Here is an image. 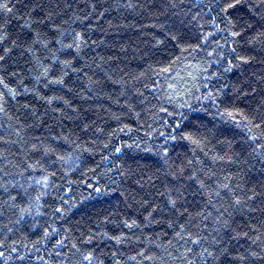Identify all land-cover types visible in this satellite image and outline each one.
Returning <instances> with one entry per match:
<instances>
[{"label":"trees","instance_id":"trees-1","mask_svg":"<svg viewBox=\"0 0 264 264\" xmlns=\"http://www.w3.org/2000/svg\"><path fill=\"white\" fill-rule=\"evenodd\" d=\"M11 2L13 14L0 13V31L8 33L4 47L23 42L24 19L49 45L13 48L0 63V75L16 92L14 99L5 94L0 111V264H78L73 243L94 254L92 264H264V149L248 139L237 114L264 112V41L253 39L264 32V0H241L232 18L243 39L216 30V12L207 8L212 0ZM57 26L86 33L89 42L74 62L80 70L65 69L63 85L45 87L63 67L53 54L61 62L72 58L57 51ZM36 58L50 68L47 77ZM53 96L61 99H41ZM177 123L202 143L172 140ZM165 145L167 164L160 155ZM189 161L206 183L231 176L239 185L240 205L225 197L226 227L205 207L208 197L198 183L188 180ZM176 188L184 199L172 193L174 212L166 201ZM27 208L31 215L22 211ZM55 208L62 211L54 214ZM185 208L191 215L178 219ZM197 213L211 215L205 220ZM192 218L193 238H204L214 260L197 255L201 245L178 240L179 229L169 227ZM89 232L92 242L82 244L81 233Z\"/></svg>","mask_w":264,"mask_h":264},{"label":"snow or ice","instance_id":"snow-or-ice-1","mask_svg":"<svg viewBox=\"0 0 264 264\" xmlns=\"http://www.w3.org/2000/svg\"><path fill=\"white\" fill-rule=\"evenodd\" d=\"M241 4V0H212V3L207 5L208 11L212 12L215 11L216 15L211 17V23L215 26L216 30L219 32H227L228 36H231L233 38H244V30L243 28H240V26L234 22L233 16L235 13L238 11L239 6ZM34 7L39 8V4H35ZM16 8V5L11 2V0H0V13H4L5 15H10L13 14V10ZM28 16H31V13H28ZM51 14H49L50 18ZM21 19H24V17H20ZM196 17H193V20H195ZM219 20V23L217 21ZM6 21L5 23H7ZM33 21L30 19H24V23L21 26L22 28L28 29V34L25 35L24 40L22 43H17V40L13 39L11 40V47H4V44L8 42V33L5 31H0V63H6L10 55L12 54L13 48H23L27 52H31L32 48L34 45H41L44 49H48L49 45V40L48 36L33 28ZM40 23H43L41 21ZM56 35L53 37L55 39V42L59 45V48L57 51L61 53H67L68 56L72 57L71 59H65L64 61H59V57H56L55 54H53L54 58L59 62L62 63L63 67L61 68L60 74L57 79L48 81L45 84V87H48L49 84H58V85H63L65 83L63 77L68 74L65 69H70L73 72L79 71L77 67H75L74 62L79 61L83 59L81 56V53L83 52L84 48L87 47L88 45V39L86 38V33H80L76 32L75 29H72V31L69 33L66 29H61L59 26L56 28ZM211 35V33L209 34ZM172 40H175V36H170L169 37ZM207 37H205V40ZM225 41L227 42V37L224 38ZM254 40H259V41H264V32H260L256 37H253ZM65 41H68L65 43ZM234 43L236 40L234 39ZM251 42V41H249ZM158 44L163 43V41H157ZM233 53H235L236 49L233 47L231 50ZM211 55V53L209 54ZM37 59V63L40 64L42 68V73L41 75L44 77H47L50 68L47 66H44L39 58ZM12 75H15V73H12ZM6 77L3 75H0V86H2L3 91H0V111H3V104L6 103L5 100V94L8 96L12 97L13 99L16 96V92L14 89L9 87V84L5 82ZM71 91V89H69ZM41 99H45L48 101V103H51L53 100H59L61 97L58 96H53V97H41ZM65 103H68L65 101ZM241 116V120L243 123L244 128L247 130L249 133L248 139L251 140L253 143L257 145V147L264 149V112L261 111H256L251 114L245 115L244 113L240 112L237 113ZM223 115H226L229 119L235 120V115L232 111H228L225 109V113ZM180 118L184 119L183 114H180ZM173 131L176 133V135H172L170 138L172 140H176L177 137H179L180 140H187L191 141L193 144L199 146L202 141L199 139H195L193 137L192 133H189L188 135H184L181 132V125L177 123L176 127L173 129ZM254 133H260V135H256ZM107 147V145H105ZM34 150H38L36 148V145H33ZM45 151H50V149H45ZM116 152H120V148L115 149ZM253 152L256 151V148L252 149ZM160 155L162 157L163 163L167 164L168 159H169V149L167 145H165L161 150H160ZM63 159V157H61ZM220 159H223V157H220ZM138 164V162H137ZM188 165L191 167V172L188 176V180L198 183L199 185V190L202 195H206L208 199L205 201V207H208L211 205L212 209H214L217 212V217L216 219L220 221L225 227L227 226L226 221L221 220V217L227 212V208L224 206L225 202V197H227L231 201V206H236L241 204V199L237 195V190L239 188V185H233L231 183L232 177L227 176L225 179L228 182L220 181L218 184L213 186L211 183H206L204 179L201 178L198 173L202 172V169L192 167V161L188 162ZM119 167V166H118ZM129 172L132 170L129 169ZM183 170H181V173ZM123 174V173H122ZM211 175H215V173H212ZM204 176L207 177L208 179H211L208 173H204ZM39 183V181H37ZM7 191V189H5ZM26 191V190H25ZM97 192L100 191V189H96ZM176 195L177 199L180 201H183V195L181 193V190L179 188H176L172 190L168 197L166 203L168 205H171L172 210L175 212L177 209V199L172 198V193ZM43 193H40L39 195L35 196L33 199L35 201H40L41 196ZM161 195H164V193H161ZM213 197L215 198V203L213 202ZM13 201L16 200V197H12ZM217 204H219V208H217ZM41 206L37 204V212H39V208ZM180 207H183V203L180 204ZM223 209V211H221ZM157 209H153V211H156ZM23 212H26L27 214L31 215V209H23ZM62 211L61 208H55L54 209V214H59ZM191 215L188 213V210L185 208L183 212H180L178 215V219L182 218L184 215ZM197 215L202 216L203 219H208V217L211 215V213H197ZM152 216V212H149V217ZM194 218L189 219L186 221L184 224H177L175 220L171 221L169 224V227H175L178 228V231L174 232L175 238L178 240H184L185 243H192V244H199L202 247V251L198 253L197 255L201 257H208L215 259L213 252L209 251L208 248H204L201 241L204 239L203 237L196 235L195 238H193V233L190 231V228L188 225L193 223ZM124 226L127 228H132L135 226V222L133 221L131 224H129L127 221H124ZM55 231V229H53ZM185 234H187L188 239H185ZM44 235L48 236L50 233L48 232L47 227L44 228ZM81 236L84 237L83 240H81L82 244H90L92 242V239L94 238L89 232L87 235L84 233H81ZM79 239V238H78ZM112 239H115L117 242L120 241L119 236H114ZM171 243V242H170ZM56 244L58 245H63V241L57 240ZM74 249L75 251L72 252V256H76L79 254L80 260L78 264H92V261L95 259V256L92 252H82L79 247H77L76 243H73L71 245L70 251ZM15 251V249H13ZM188 252H191V249H187ZM139 255L143 256L144 253H139ZM4 256V252H0V257ZM147 259H151V257H146ZM181 260L184 259V254H179L177 257ZM130 259H135V257H130ZM243 259V257H241ZM188 264H191L189 261Z\"/></svg>","mask_w":264,"mask_h":264}]
</instances>
